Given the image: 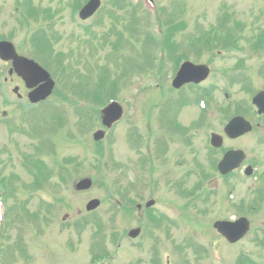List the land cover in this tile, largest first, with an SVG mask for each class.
<instances>
[{
    "label": "rangeland",
    "instance_id": "374dc122",
    "mask_svg": "<svg viewBox=\"0 0 264 264\" xmlns=\"http://www.w3.org/2000/svg\"><path fill=\"white\" fill-rule=\"evenodd\" d=\"M76 1L0 0V39L12 42L20 55L35 59L38 54L35 53L31 37L39 29L44 31L52 51L39 53L37 58L41 63L44 61V66L46 62L50 65V68L46 67L52 70L55 80L53 94L34 110L28 106L22 110L24 104L21 101L10 99L12 86L4 84L0 87V177L9 178L12 175V184L8 190L4 189L3 212H6V216L4 229L0 232V264H212V242L226 254V264H237L235 261L240 255L258 260L261 248H258L261 243L257 240L258 227L262 224L258 220L253 221L252 231L246 239L228 248L218 241L220 237L214 231L206 229L204 222L211 226V220L229 215L225 210L224 193L219 200L209 195L212 190L220 195L221 191L226 190V185L222 186V180L211 170V164H206L207 160L208 163L215 160V153L211 152L202 133L206 128L208 131H221L227 116L225 112L221 115L215 112L228 111L227 107L242 111L238 102L246 105L244 98L250 97L261 81L250 87L254 90L248 96L241 92L242 87L227 88L230 97L227 102L222 99L223 87L219 83V94L216 91L213 105L207 108L214 120L204 123L203 130L201 127L194 138L186 140L184 150L178 144L170 148L172 152H165L164 158L168 155V162L183 159V166L177 167L178 173L177 169L172 171L165 165L164 172L156 169L154 177H149L147 163L140 169L141 161H146L140 157L156 158L157 140L165 133L161 127L157 128L155 135L141 142L140 147L145 154L139 155L129 141V128L134 125L137 116L142 118L141 108L145 111L155 101H163V91L169 86L173 63H167L163 82L156 80L157 76L154 80L153 72H158V67L148 61L154 51L144 39L147 27L150 26L153 34L157 31L146 14L133 15L132 26L128 28L126 25L128 17L132 16L131 10L128 7L122 9L117 0H102L100 11L90 21L93 22V33L89 34L82 30L75 19L73 8ZM129 1L147 7L143 0ZM154 1L169 13V17L162 13L161 18L181 25L174 33V40L183 43L176 45L177 53L188 54L190 59L205 63L211 53L206 52L205 48L194 47L196 45L191 44L194 42L192 40L203 35L205 38V34L210 36L214 32L212 28L216 30L218 26H224L230 28L236 39H241L238 43L243 52H229L219 46L212 48L213 54L230 60L218 59L224 61H218L220 72L224 70L223 66L232 64L236 55H244V59L249 55L246 59L250 67H256L264 58V0ZM30 10H34L37 17L30 18L26 14ZM146 11L151 15L150 9ZM120 38L116 51L113 45ZM260 42L261 48H253L254 44ZM92 46L96 48L92 49ZM57 53L59 56H56ZM245 72L250 71L247 69ZM14 82L25 99L27 90L17 79ZM102 83L105 84L103 87ZM157 84L165 88L155 87ZM112 88L115 89L113 92ZM184 91L190 97H194V94L197 96V91L190 87ZM106 92L119 98L129 115L106 130V137L102 141L95 142L92 133L101 128L97 111L87 108L88 111L84 112L77 109L76 104L103 105L108 98ZM193 106L183 109L186 115L181 116H197L198 111ZM167 122L170 123L168 118ZM248 134L236 142L241 146L253 147L258 155L259 149L254 144L260 130ZM42 143L43 149H38ZM99 146L104 157L96 156L99 155ZM179 151L181 156L178 155ZM33 157H42L55 172L58 170L62 173L61 167L67 169L64 172L65 180L59 181L53 174L47 181L39 186L37 184L33 188L36 190L28 187L32 182L28 160ZM136 163H139V167ZM87 176L94 180L92 187L84 191L75 190L74 183ZM183 179L186 183H182L180 191H186L187 197H182L172 187V183ZM199 179L203 184L198 190L195 184ZM257 182L255 178H250V181L237 177L230 179L229 184L235 188L236 204L241 193L246 195L245 188L253 192ZM130 183L134 186L125 192L124 188ZM217 184L221 185L218 190ZM201 188L208 195L202 193ZM4 190L0 188V194ZM120 191L125 200L120 196ZM150 198L156 202L152 208L145 210L144 203ZM91 199H98L100 204L93 211L86 212L85 205ZM132 200L139 201L142 207L133 209ZM41 201L53 206L46 208ZM115 202L119 204L116 206ZM198 207L203 208V216H200ZM123 208L131 210L130 214L123 212ZM148 211L158 214L153 221H146ZM160 213L172 217L174 222H167ZM199 216L202 220H199ZM139 224L141 233L138 238L128 237V230ZM192 233L202 234L194 235L195 239L190 240L188 235ZM262 234L264 232H260V236ZM181 239L183 243L179 246ZM201 241L209 243V247L200 250Z\"/></svg>",
    "mask_w": 264,
    "mask_h": 264
},
{
    "label": "flooded vegetation",
    "instance_id": "af4514ba",
    "mask_svg": "<svg viewBox=\"0 0 264 264\" xmlns=\"http://www.w3.org/2000/svg\"><path fill=\"white\" fill-rule=\"evenodd\" d=\"M168 56L171 58L174 57L172 55H168ZM244 63H245V60H242V67L244 66L245 71L248 69L250 71V73H255L257 75V77L259 78V80H261L264 83V58L262 60H260V63H259V66L257 69L250 68L249 65L246 66V64L244 65ZM13 79H14V75L12 76V80ZM187 87L195 88V89L199 90L200 93L203 92V90H205V91L211 90V91H207V93H206L207 96L209 97V99L205 100L202 97L199 100H196L193 102L192 101H189V102L179 101L180 99H182L183 91ZM203 87L204 86L202 84H200L197 87H193L191 85V83L183 85L182 87H180L178 89L176 100L162 103V109H164L163 106H165L167 108V109H164L165 114L169 115L171 112H174L176 115H179L181 113V111L186 108L187 105H202L201 103H203V105H206L207 107H209V105H213V98L217 96L218 92L216 94V90L213 86H211L209 88H208V86H206L207 89H204ZM224 98H226V99L229 98L227 93L224 94ZM245 102H246V105H239V106H241V109L243 110L242 114L244 116H247L245 113H248L250 109H251V112H253V111L256 112V108L250 104V100L249 101L245 100ZM214 104H216V103L214 102ZM155 106L157 107L158 105H155ZM168 119H169V122L171 121L173 126H178L179 128H181V126L183 125L180 122L178 117L173 118V119L169 117ZM252 119L257 121L256 124L258 126L262 125V129H263V133L260 134V137H259V145H260L259 160L256 161L254 158L251 160L249 156H246L245 159L240 163L239 167L236 170L228 172L226 174V176L223 178V180L222 179L221 180H222V186L226 185V189L228 190V193L231 194L232 196H234L232 194V191H231V185L229 184L230 179L235 178V177H240L241 172L246 165H248V164L251 166L254 165L253 168L255 169L256 172H258L257 177H256V175L254 177L258 181L257 186L253 187V189H252L253 192H251V190L246 191V188H245V194L247 195V198H248L247 200H245V201H247V205H246V207L242 206V205L237 206V212H238V214H244V215L250 216L252 214L251 209L253 208L255 220H258L260 223H262L260 225V227H258V233L260 234V232H264V117L262 115H258V116L255 115L252 117ZM165 120H166V118H165ZM171 123H168V125H171ZM201 124H202V118L191 120V125L195 126L196 131H198L197 126H200ZM170 141H171V139H169L167 142H170ZM234 141H235L234 139H230L229 141H227V142H229V145L227 147H224L226 142H223L221 148L211 149L212 150L211 152L215 153L214 158L217 159V162L220 159V157H222V155L224 154V152L226 150L238 148V146L235 145ZM162 147L165 148L166 145H163ZM181 154H180V156H181ZM164 155H165V153H163V156ZM159 157H161V155ZM153 163H154V160H152V164L150 165L151 168H154ZM182 163H183L182 159H180L177 162V164L179 166H181ZM206 163H208V160L206 161ZM214 163H215L214 161L213 162L210 161L208 163V164H211V169H212V165ZM165 164H167V160L164 158L161 163L158 160V165H156V166H157V168L160 167V169H162V171L164 172L165 171ZM200 166L203 168V165H200ZM198 184L201 187L203 183L200 181ZM220 187H221V185L217 184V187H216L217 190ZM248 189H250V188H248ZM243 197H244V194H243ZM243 197H241V198H243ZM225 209L227 210V212L229 214L228 220L229 219H235L238 216L239 217L244 216V215L236 216L235 204L233 202H229L228 206L225 207ZM260 239H261V247L263 246V248H264V234H262V236H260Z\"/></svg>",
    "mask_w": 264,
    "mask_h": 264
},
{
    "label": "water",
    "instance_id": "95a60500",
    "mask_svg": "<svg viewBox=\"0 0 264 264\" xmlns=\"http://www.w3.org/2000/svg\"><path fill=\"white\" fill-rule=\"evenodd\" d=\"M97 2H98L97 0H93L92 2L88 3L84 7L83 14H85L87 16L90 15L94 11V9L97 7ZM4 52H5V50L3 49V44L0 43V53L4 56L5 59H8V58L14 59L13 65L15 67L16 72L23 77V79L26 81L28 86H33L34 84L43 81V84H41L36 90H34V92L32 94H30V97L32 100H38L40 98L42 99L50 93L52 84L49 82L48 77L46 76V74L44 72L42 73L43 75H40L35 69L30 68L28 66L25 59L17 57L15 54H11V55L6 56L4 54ZM44 80H46V82H44ZM108 116H109L110 120H108L107 124L110 125V123L116 118L115 117L116 111L109 109L108 114L105 116L106 119ZM102 136H103V133L101 131H99L94 135V138L99 139ZM89 186H90V180L85 179V180H82L81 182H79L76 185V188L77 189H85V188H88ZM97 205H98V201L92 200L86 205V209L91 210V209L95 208ZM137 233H138V230H133L130 233V235L135 236Z\"/></svg>",
    "mask_w": 264,
    "mask_h": 264
},
{
    "label": "trees",
    "instance_id": "16d2710c",
    "mask_svg": "<svg viewBox=\"0 0 264 264\" xmlns=\"http://www.w3.org/2000/svg\"><path fill=\"white\" fill-rule=\"evenodd\" d=\"M32 165L36 169V174L35 175L33 174L35 177L36 184H38L39 182L47 181V179L51 175V172L48 170V166L45 163H43V161H40L39 159L33 160ZM9 179H12V178H9ZM1 182L3 186H6V188L11 183L10 180H8L7 178H3ZM33 186H35V183L33 184Z\"/></svg>",
    "mask_w": 264,
    "mask_h": 264
}]
</instances>
